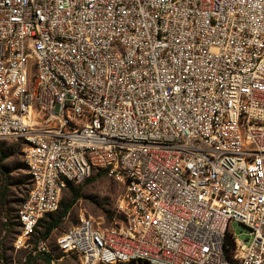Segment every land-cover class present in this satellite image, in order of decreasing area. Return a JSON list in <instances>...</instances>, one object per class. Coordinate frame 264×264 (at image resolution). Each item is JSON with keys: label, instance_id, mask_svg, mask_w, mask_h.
Here are the masks:
<instances>
[{"label": "built area", "instance_id": "1", "mask_svg": "<svg viewBox=\"0 0 264 264\" xmlns=\"http://www.w3.org/2000/svg\"><path fill=\"white\" fill-rule=\"evenodd\" d=\"M11 139L30 175L18 246L103 171L122 185L112 223L54 240L81 264H264V0H0Z\"/></svg>", "mask_w": 264, "mask_h": 264}, {"label": "rangeland", "instance_id": "2", "mask_svg": "<svg viewBox=\"0 0 264 264\" xmlns=\"http://www.w3.org/2000/svg\"><path fill=\"white\" fill-rule=\"evenodd\" d=\"M0 146L5 153H10L5 159L0 158V264H48L40 256L29 260L34 244L44 230L43 225L37 227L28 241L18 246L19 231L14 216L29 189V176L23 162V144L20 140L11 139L1 141ZM73 185L77 198L63 222L50 233L53 259L49 264H81L76 254L65 253L55 247V237L76 225L83 217L98 221L101 225H110L118 197L122 193V185L102 171L94 172L87 180ZM72 199V193L64 191L62 201L66 203ZM59 208L57 210H61ZM229 229L237 239L245 242L249 240L248 230L243 225L233 221ZM123 264L143 263L134 261Z\"/></svg>", "mask_w": 264, "mask_h": 264}, {"label": "trees", "instance_id": "3", "mask_svg": "<svg viewBox=\"0 0 264 264\" xmlns=\"http://www.w3.org/2000/svg\"><path fill=\"white\" fill-rule=\"evenodd\" d=\"M1 143V142H0ZM8 155H10V153H5L4 151H3V149H2V147L0 146V158L1 159H5ZM24 162V161H23ZM24 165H25V163H24ZM25 168H26V171H27V167H26V165L24 166ZM103 172V171H102ZM27 174H28V172H27ZM28 176H29V188H30V175L28 174ZM88 179V178H87ZM86 179V180H87ZM29 190V189H28ZM66 190H68L69 192H71L72 193V195H73V199L71 200V201H69V202H66V203H64L63 201H62V197H61V199H60V203H59V207L61 208V210H56V211H54V212H52V213H48V214H45L42 218H40V220L38 221V224H37V227L39 226V225H43V227H44V230H43V232H42V234H41V237L42 238H45V237H47L48 235H50V233H51V231L54 229V228H56L57 226H59L62 222H63V218L64 217H66L67 216V214H68V212H69V209L71 208V206L73 205V203H74V200L77 198V192L75 191V189H74V185H73V183L72 182H67V186H66V188H65V190L64 191H66ZM63 194H64V192H63ZM63 194H62V196H63ZM24 198V197H23ZM22 198V199H23ZM22 201V200H21ZM20 201V202H21ZM58 207V208H59ZM59 208V209H60ZM15 218H16V213H15V216H14ZM16 221V220H15ZM16 223H17V221H16ZM18 225V224H17ZM37 227L35 228V231H36V229H37ZM226 244L228 245V248H226V250L228 251V253H230V248H232V246H233V241L230 239V238H227L226 239ZM56 247V246H55ZM50 252H48V253H36V254H33V253H31L30 255H29V260H33L34 259V257L35 256H40V257H42L44 260H45V262L46 263H50L51 261H52V259H53V257H52V253H51V251H52V247L50 246ZM57 248V247H56ZM58 249V248H57ZM138 262H140V263H143V264H148L146 261H142V260H137ZM129 262H134V261H129ZM129 262H125V263H129ZM28 263V262H27ZM99 264H101V263H99ZM120 264H123V263H120Z\"/></svg>", "mask_w": 264, "mask_h": 264}]
</instances>
